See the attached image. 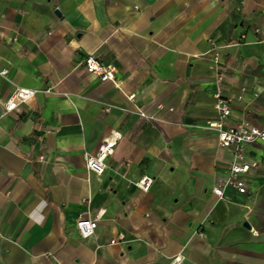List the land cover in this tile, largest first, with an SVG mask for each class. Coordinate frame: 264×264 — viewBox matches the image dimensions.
I'll use <instances>...</instances> for the list:
<instances>
[{
  "label": "crops",
  "instance_id": "crops-1",
  "mask_svg": "<svg viewBox=\"0 0 264 264\" xmlns=\"http://www.w3.org/2000/svg\"><path fill=\"white\" fill-rule=\"evenodd\" d=\"M215 57L229 124L264 127V0H0V264H264V142L247 193H214L234 162L208 128ZM18 89L37 93L9 111Z\"/></svg>",
  "mask_w": 264,
  "mask_h": 264
},
{
  "label": "built area",
  "instance_id": "built-area-1",
  "mask_svg": "<svg viewBox=\"0 0 264 264\" xmlns=\"http://www.w3.org/2000/svg\"><path fill=\"white\" fill-rule=\"evenodd\" d=\"M214 68L217 70V102L215 110L218 113V119L208 123V128L214 130L218 134V142L222 148L230 149L234 155V162L230 167V173L227 179L214 188V193L222 197L226 187H232L238 192L247 193V185L241 178L242 175L249 173L258 166L257 162L248 163L245 161L246 148L257 142H264V127H255L247 122L238 123L236 125L229 124V118L232 114L233 101L223 95L222 84L226 79V69L221 64L218 57L213 60ZM88 71L103 80H113L115 77V68L112 65H104L99 62L96 57L89 56L86 59ZM37 92L31 89H18L13 97L7 102L9 111L17 108L19 103H24L32 99ZM243 99V95L238 97ZM121 136L118 132H113L108 137L97 154L86 156V168L90 173L102 175L107 168V161L115 155L117 144ZM153 184V179L145 177L137 183V186L143 191H148ZM98 219L91 218L88 215L80 216L76 226L80 235L89 238L95 235L98 228ZM124 237L111 241V245H116L123 241ZM177 258L176 260H178Z\"/></svg>",
  "mask_w": 264,
  "mask_h": 264
}]
</instances>
